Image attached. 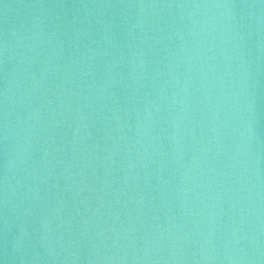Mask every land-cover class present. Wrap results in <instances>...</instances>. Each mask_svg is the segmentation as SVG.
Instances as JSON below:
<instances>
[{
  "label": "water",
  "instance_id": "1",
  "mask_svg": "<svg viewBox=\"0 0 264 264\" xmlns=\"http://www.w3.org/2000/svg\"><path fill=\"white\" fill-rule=\"evenodd\" d=\"M0 264H264V0H0Z\"/></svg>",
  "mask_w": 264,
  "mask_h": 264
},
{
  "label": "clouds",
  "instance_id": "2",
  "mask_svg": "<svg viewBox=\"0 0 264 264\" xmlns=\"http://www.w3.org/2000/svg\"><path fill=\"white\" fill-rule=\"evenodd\" d=\"M7 7V6H6Z\"/></svg>",
  "mask_w": 264,
  "mask_h": 264
}]
</instances>
